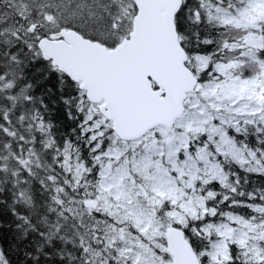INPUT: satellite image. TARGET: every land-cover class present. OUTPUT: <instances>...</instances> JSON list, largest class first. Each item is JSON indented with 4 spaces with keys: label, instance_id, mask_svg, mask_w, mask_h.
I'll list each match as a JSON object with an SVG mask.
<instances>
[{
    "label": "snow or ice",
    "instance_id": "obj_1",
    "mask_svg": "<svg viewBox=\"0 0 264 264\" xmlns=\"http://www.w3.org/2000/svg\"><path fill=\"white\" fill-rule=\"evenodd\" d=\"M0 264H264V0H0Z\"/></svg>",
    "mask_w": 264,
    "mask_h": 264
}]
</instances>
